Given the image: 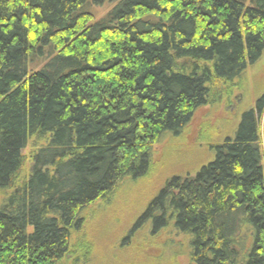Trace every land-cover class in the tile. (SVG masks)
<instances>
[{
	"label": "trees",
	"instance_id": "obj_1",
	"mask_svg": "<svg viewBox=\"0 0 264 264\" xmlns=\"http://www.w3.org/2000/svg\"><path fill=\"white\" fill-rule=\"evenodd\" d=\"M105 3L94 20L88 0H0V264H61L83 210L264 53V0ZM240 119L137 219L182 234L191 264H264V94Z\"/></svg>",
	"mask_w": 264,
	"mask_h": 264
},
{
	"label": "rangeland",
	"instance_id": "obj_2",
	"mask_svg": "<svg viewBox=\"0 0 264 264\" xmlns=\"http://www.w3.org/2000/svg\"><path fill=\"white\" fill-rule=\"evenodd\" d=\"M113 6L98 7L88 0L85 9L99 20ZM212 91L216 95L196 110L181 136L164 135L152 147L151 164L143 177L122 181L105 199L83 210L81 231L73 236L61 264H191L182 234L171 225L153 233L150 222L137 224V219L166 179L195 174L213 160L214 145L233 137L241 114L253 109L264 94V53L248 63L231 85L218 84L211 95ZM29 152L28 147L25 166Z\"/></svg>",
	"mask_w": 264,
	"mask_h": 264
}]
</instances>
